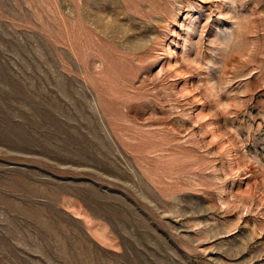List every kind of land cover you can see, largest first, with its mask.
Returning a JSON list of instances; mask_svg holds the SVG:
<instances>
[{
    "label": "rangeland",
    "instance_id": "374dc122",
    "mask_svg": "<svg viewBox=\"0 0 264 264\" xmlns=\"http://www.w3.org/2000/svg\"><path fill=\"white\" fill-rule=\"evenodd\" d=\"M0 264H264V0H0Z\"/></svg>",
    "mask_w": 264,
    "mask_h": 264
}]
</instances>
